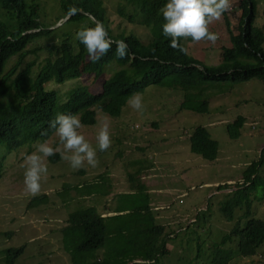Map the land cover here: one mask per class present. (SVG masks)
Masks as SVG:
<instances>
[{"label":"trees","instance_id":"1","mask_svg":"<svg viewBox=\"0 0 264 264\" xmlns=\"http://www.w3.org/2000/svg\"><path fill=\"white\" fill-rule=\"evenodd\" d=\"M258 0H239L242 17L239 30L231 33L232 46H222V60L207 64L192 54H183L170 46L163 34L165 23L159 9L166 0H117L113 11L104 0H59L61 14L70 13L59 25L49 28L40 20L36 1L0 0V144L7 150L20 144L31 148L33 142L46 140L54 131L50 123L57 114H77L84 124L96 120V108L118 115L126 99L144 90L147 85L157 84L180 87L184 91L181 108L204 112L207 100L201 99L205 90L221 91L232 85L257 78L264 81V23H255ZM264 12V9H263ZM103 23L108 36L114 41L123 40L128 45L129 55L116 57V45L99 61L89 59L84 45L76 38L82 26L94 27L95 20ZM135 22L149 27L148 42H141L137 35L117 27L116 20ZM40 27L32 31L31 28ZM47 41L29 48L37 37ZM45 49L42 65L33 75L34 60L27 61L17 72L21 58L29 52ZM20 53L17 62L5 70L8 59ZM109 76L101 80L99 88L93 90L85 84H77L60 95L57 90L47 88L46 83L64 82L86 74L99 76L105 66ZM217 84H223L218 87ZM242 118L227 123L231 137L239 135ZM47 132V135H42ZM190 149L202 157L212 160L218 152V142L210 138L205 127L196 126L190 136ZM264 150V149H263ZM259 160L252 161L243 171L242 188L235 189L230 207L249 197L252 188L261 180ZM0 160V176L3 172ZM174 172L180 171L170 163ZM129 173V172H128ZM129 178L133 174L129 173ZM127 188L131 183H121ZM228 185L227 183H223ZM121 209L127 212L101 216L94 207L88 206L68 214L69 224L61 235L62 246L68 252L72 264H130L142 259L143 264L154 263L168 249L166 239L161 237L166 224L155 221L146 197L140 190L118 192ZM229 217H232L229 209ZM237 239L235 248L224 244ZM264 240V221L250 217L243 224H236L212 247L209 262L227 264L235 254H254ZM20 249H6L9 261Z\"/></svg>","mask_w":264,"mask_h":264},{"label":"rangeland","instance_id":"2","mask_svg":"<svg viewBox=\"0 0 264 264\" xmlns=\"http://www.w3.org/2000/svg\"><path fill=\"white\" fill-rule=\"evenodd\" d=\"M36 1L42 21L50 24L58 19L63 20L57 19V14H61L59 0ZM104 1L109 9L116 11L114 5L117 0ZM238 3L239 0H232L231 10L211 25V30L219 33L215 45L208 41L198 44H192L190 40L182 42L189 47L190 54L207 64L222 60V46H232L231 33L239 30L242 14ZM255 9V23L261 26L264 23V0H258ZM116 26H125L126 30L137 33L143 42L150 38L149 27L145 25L132 21L124 23L121 18L116 20ZM46 41L45 36H39L29 44V48ZM45 55V49L29 52L25 57L23 55L17 72L24 68L27 61L34 60L31 72L34 75ZM19 56V52L11 56L5 70L12 67ZM112 63L116 62L107 64L99 76L86 74L60 83L49 81L46 86L55 88L60 95L77 84H85L97 90L101 80L110 75L108 67ZM222 85L217 84L218 87ZM209 89L199 96L207 100V110L204 112L179 106L184 96L180 87L157 84L147 85L139 92L145 105L142 112L128 105L127 101L133 94L126 99L119 115L112 116L96 108L95 122L82 123L84 127L81 131L97 148L98 166L81 168L85 172L74 170L61 159L59 153L53 161L47 157L48 176L42 181V193L35 197L24 190L22 167L24 156L35 150L34 144L32 149L22 143L10 150L0 144V160L3 163L0 176V264H71L61 240L64 228L69 224V212L87 204L95 205L101 211L105 199L90 194L82 197L79 191L82 186L78 184L93 183L95 175L99 173L102 176L96 177H102L105 184L113 178V174L123 183L137 167L134 160L143 159V155L144 159H150V150H144L147 145L154 143L161 144L165 149L162 154L168 158L169 163L182 170L183 201L180 203L177 198L170 204L172 209H183L187 214L181 218L182 215L169 210L160 215L167 218H157V222L169 221L161 234L166 239L168 250L159 255L154 263L148 264H211L209 258L212 247L233 225L242 224L249 217L264 221V81L257 78L240 81L225 92H209ZM238 116L242 118L239 135L231 137L226 124ZM103 123L109 125L112 138L111 147L107 151H100L95 139ZM198 124L203 125L208 136L218 142V153L212 160L190 149L188 134ZM134 131H139L141 137L138 132L133 134ZM149 135L166 136V139L150 141L154 138H145ZM52 136L48 141L50 146L62 147L59 138L55 134ZM115 137L119 138L116 140ZM260 158L258 174L261 180L252 188L248 199L238 207H232V217H229L227 205L223 202L218 204L219 199L224 198L218 190V186L222 185L219 181L230 178L233 179L230 184L240 185L239 181L244 180L243 170L249 163ZM170 200L171 196L166 198V202ZM236 245L237 239L234 237L224 244L232 248ZM9 247L20 249L12 261L6 256ZM136 260L140 262L129 263L143 264L142 259ZM227 264H264V240L254 254L236 255Z\"/></svg>","mask_w":264,"mask_h":264},{"label":"clouds","instance_id":"3","mask_svg":"<svg viewBox=\"0 0 264 264\" xmlns=\"http://www.w3.org/2000/svg\"><path fill=\"white\" fill-rule=\"evenodd\" d=\"M31 1H36V0H30L28 2H31ZM161 5L163 6L159 9V12L165 21V23L162 26L163 34L169 38L170 46L173 49H176L179 52L187 55L189 54V47L186 46L184 43H182L183 41L190 40L192 44H198L202 41H208V42H211L213 45H215L216 41L219 39V33L212 31L211 25H213L214 22L221 20L223 15L226 12H229L231 10L232 0H166V2H162ZM69 15L70 13L60 18H63V20H66L69 17ZM91 15L92 14H90V16ZM66 16L68 17L65 19ZM40 20L42 21L41 12H40ZM63 20L58 19L53 24L50 23L51 25L49 26V28L59 25L56 23L62 22ZM95 21L96 22H95L94 27L82 26L81 30L76 33V38L86 48L89 59L93 62L99 61L103 56H105L111 50L113 44L116 45V50H115L116 57L120 59H124L128 57L129 49L125 41L112 40L111 38H109L108 30L104 26V24L99 22L97 19ZM42 22L44 24H49V23H45L44 21ZM139 25H143V24H139ZM39 28L40 27L31 28L29 30L35 31V30H38ZM135 34L137 35L139 40L143 43V41L140 39L138 34L137 33ZM148 41L149 39L147 38V42ZM47 88H50V87H47ZM51 89H55V88H51ZM127 103L132 109L138 112H142L145 108L143 96L139 93L133 94L129 98ZM112 116H116V115H112ZM83 124L81 122L80 117L77 114H64V113L57 114L55 119L52 120L50 123V128L54 130L50 134V136L42 142L32 143L34 144L35 150L31 154H27L24 156L23 164H22V167L24 168V181H23L24 186H25L24 190L26 193L30 194L32 197L38 196L42 193V181L46 180L48 176V165L46 163L47 157H50L53 161L57 157V154L59 153L61 156V159L68 162L74 170L80 169V171H85V172L86 170H83L81 168H85L86 166L95 168L98 166L99 160L97 158V148L93 147L92 143L82 133L81 129L84 127ZM199 125L203 126L201 124H198L196 126H199ZM195 127L188 134L189 146H190V136L193 130L195 129ZM111 131L114 134V129H112ZM139 131H134L133 134L139 133L141 137V134ZM53 134H55L59 138V144L62 145V147L53 148L52 146H50L48 141L53 137L52 136ZM42 135H47V132L43 133ZM149 136H146L145 138H154V139H149L150 141L166 139V136H159V135L157 137H153V136L149 137ZM115 138L117 140L119 137H115ZM95 139L97 142L98 149L100 151H107V149L111 147L112 138H111V133L109 130V125L107 123H103L99 127ZM32 144L30 146L31 148L29 149L33 148ZM158 146L162 148L161 156L166 157L162 154V152H164L165 149L161 144L154 143V144L147 145L144 151L150 150V153H151L152 147H158ZM143 159H144V155H143ZM138 160L133 161L137 166L132 173L133 175L140 168L141 164ZM179 172L182 173V170H180ZM111 174L113 173L111 172ZM96 176H102V173L96 174L95 177ZM243 177H244V174H243ZM98 178L102 179V177H98ZM113 178H115L114 174H113ZM228 179L226 181H219L221 182L222 185L218 186L219 188L218 190L220 191V194L224 196V198L219 199L218 204L220 202H223L227 205L229 209H232V207H236V206L238 207V205L242 204V202L248 199V197L240 198L239 203L233 204L230 207L229 202H233L234 200V199H230L231 196L233 195V191H235V189L242 188L243 185L240 184V181H239L240 185L230 184L233 179H230V178ZM222 182L227 183L228 185H225ZM86 183L87 182L78 184V186H82L81 188H79V191L82 192V195H81L82 197H84L83 195L85 194L84 186ZM123 183H131V178L128 177V179L125 180ZM107 184L108 183L106 182V185ZM211 192H214V191H211ZM180 201H182L181 198H180ZM120 205H121V202L118 201V206L120 207ZM88 206L94 207L95 210L101 216H108V215H102L98 211L95 205L87 204L86 206H83L80 208H84ZM80 208H77V209H80ZM208 208L206 209V211L208 210ZM77 209H74V210H77ZM115 211L117 213H122V212H127L128 210H115ZM112 214H115V213H110V215ZM181 218H185V216L182 215ZM253 218H256V217H253ZM158 223H162V222H158ZM187 225L188 224H186V227ZM219 242L220 241H218V243ZM66 253L68 254L67 251ZM236 255H239V254H235L234 256ZM249 255H252V254H249ZM241 256H248V255H241ZM69 260H70V257H69Z\"/></svg>","mask_w":264,"mask_h":264},{"label":"crops","instance_id":"4","mask_svg":"<svg viewBox=\"0 0 264 264\" xmlns=\"http://www.w3.org/2000/svg\"><path fill=\"white\" fill-rule=\"evenodd\" d=\"M162 148L152 147L150 153V159H139L140 168L131 178V184L127 188H123L121 181L115 177L108 184H104L102 179L95 177L93 183H86L85 194H90L95 198H105L102 202L101 211L102 215H110V213H117L115 210L119 209L118 192L126 191L133 192L140 190V196L146 197L151 213L154 215L155 221L158 217L163 219V213L173 210L176 215H186L183 209H172L171 202L178 198L180 201L184 191H181L183 186L182 173L177 171L174 172L170 168L169 160L166 157L161 156ZM229 180V179H228ZM171 196L170 202H166V198ZM182 199V198H181ZM168 224L169 221L162 222Z\"/></svg>","mask_w":264,"mask_h":264},{"label":"water","instance_id":"5","mask_svg":"<svg viewBox=\"0 0 264 264\" xmlns=\"http://www.w3.org/2000/svg\"><path fill=\"white\" fill-rule=\"evenodd\" d=\"M68 16H66L65 17V19L67 18ZM91 17L94 19V20H96V18L93 16V15H91ZM61 22H58V23H56V24H60Z\"/></svg>","mask_w":264,"mask_h":264}]
</instances>
